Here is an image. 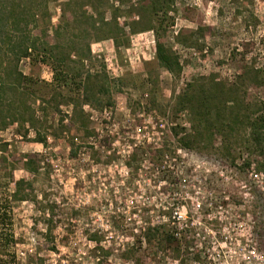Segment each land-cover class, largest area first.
<instances>
[{
    "label": "rangeland",
    "instance_id": "374dc122",
    "mask_svg": "<svg viewBox=\"0 0 264 264\" xmlns=\"http://www.w3.org/2000/svg\"><path fill=\"white\" fill-rule=\"evenodd\" d=\"M142 1L48 0L39 8L30 34L50 38L60 25V35L75 39L95 9L105 21L116 14L118 46L91 38L86 67L94 74L104 66L109 79L121 80L111 107H83L85 131L80 114L62 104L80 97L77 91L56 98L51 68L37 52L17 64L36 83L23 90L37 98L35 128L0 129V264H264V169L256 162L264 159L247 146V131L232 138L234 164L219 138L185 149L170 133L190 130L188 113L172 107L189 84L208 77L231 83L243 65L264 71V0H176L164 21L151 24ZM150 27L178 57V76L157 64ZM235 82L246 101L263 98L262 90ZM38 135L45 144L35 142ZM26 157L33 171L22 167ZM21 180L18 202L11 195ZM169 221L189 242L185 261L142 239L147 227Z\"/></svg>",
    "mask_w": 264,
    "mask_h": 264
},
{
    "label": "trees",
    "instance_id": "16d2710c",
    "mask_svg": "<svg viewBox=\"0 0 264 264\" xmlns=\"http://www.w3.org/2000/svg\"><path fill=\"white\" fill-rule=\"evenodd\" d=\"M47 1L0 0V129H5L8 125L15 123L20 126L28 124V128H35V112L31 106L37 102V98L31 95L27 88V92L24 93L30 94L29 98L32 100L28 101L24 97L23 90L24 86H34L36 83L17 70L19 61L29 58L33 51L37 52L44 59L43 62L51 68L55 88L59 92L56 98H62L64 89H67L69 93L77 91L76 94H79L78 98L70 94L62 104L72 106L73 117L77 113L80 114L82 121L80 126L83 130H87L84 106L102 110L113 104L111 90L121 79H109L104 66L100 72L93 74L87 69L86 63L92 60L87 43L91 38L95 37L98 40L109 38L116 44V47L118 46L123 30L118 26L116 14L112 15L110 21H105L104 12L97 9L94 15L85 14L86 27L81 28L79 34L75 35V39L64 38L60 35V25L54 27L52 38L47 37L45 31L31 35L30 28L37 29L38 10ZM105 1L96 0V3L102 5ZM114 1L121 5L128 3V0ZM175 1L143 0L141 8L149 18L148 23L151 24L154 18L159 20L161 16V21H164ZM73 22L77 23V21ZM150 28L154 29V27ZM154 30L157 34L155 60L160 68L176 77L182 69L179 59L160 41L159 30ZM233 55L232 57L235 58ZM235 81H246L251 88L262 90L264 93L263 70L243 65ZM235 81L229 83L217 81L213 77L202 78L189 84L184 92L174 97L172 106L174 113L178 115L187 112L190 116L189 131L178 126L170 129L171 135L182 148L192 149L199 145H214L216 138H219L222 149L227 153L226 156L234 164L236 157L234 149L231 151L234 145L232 138L237 134L238 129H243L247 131V146H253L259 158L264 159V95L263 98L246 101L239 96ZM16 94L20 96L18 100H16ZM60 104L57 103V108ZM26 132L28 131H25V135ZM35 142L45 144V138L38 135ZM164 153L163 148L159 150L161 157ZM71 156H75L74 151L71 152ZM26 158L21 161L22 167L27 171H33L30 167L33 164L31 158ZM256 162L258 170L264 169V164ZM247 166L250 167L251 163ZM23 183V180L15 183V192L11 195L14 201L24 200V197H19ZM5 218L6 213H3L0 220L4 222ZM171 224L173 227L170 226V221L169 225L165 223L147 227L143 230L142 239L147 246L158 250L170 248L176 256L183 255L185 261L189 242L186 241L185 235L180 236L176 231L177 223L172 222ZM92 240L100 249L98 247L100 239L94 236ZM181 243L184 244L183 254L179 247Z\"/></svg>",
    "mask_w": 264,
    "mask_h": 264
},
{
    "label": "built area",
    "instance_id": "2783aa9c",
    "mask_svg": "<svg viewBox=\"0 0 264 264\" xmlns=\"http://www.w3.org/2000/svg\"><path fill=\"white\" fill-rule=\"evenodd\" d=\"M178 218H180V216Z\"/></svg>",
    "mask_w": 264,
    "mask_h": 264
}]
</instances>
